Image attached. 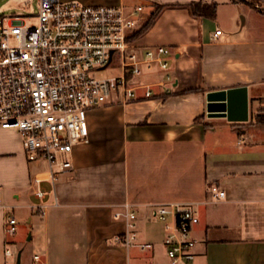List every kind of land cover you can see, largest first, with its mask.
Wrapping results in <instances>:
<instances>
[{
  "label": "crops",
  "instance_id": "0c3cea01",
  "mask_svg": "<svg viewBox=\"0 0 264 264\" xmlns=\"http://www.w3.org/2000/svg\"><path fill=\"white\" fill-rule=\"evenodd\" d=\"M67 1L121 6L131 15L141 7L138 29L166 6L132 44L172 48L173 89L156 87L150 99L139 90L137 100L91 110L90 142L74 148L71 171L55 182L46 162L28 161L18 130L0 128V264L11 263L7 245L12 253L18 245V233L5 232L10 215L31 229V264L36 255L38 264H171L164 226L149 219L151 206L164 204L198 207L191 264H264V9L232 0ZM200 1L218 5L215 19L167 7ZM217 30L223 33L214 38ZM162 74L137 82L156 84ZM229 90H239L232 114ZM219 92L224 100L214 103L224 111L211 115L208 96ZM214 188L225 193L218 202ZM125 204L138 214L139 242L153 248L116 241L126 226L114 213Z\"/></svg>",
  "mask_w": 264,
  "mask_h": 264
},
{
  "label": "built area",
  "instance_id": "2783aa9c",
  "mask_svg": "<svg viewBox=\"0 0 264 264\" xmlns=\"http://www.w3.org/2000/svg\"><path fill=\"white\" fill-rule=\"evenodd\" d=\"M134 14L121 6H92L79 1L39 0L38 25L24 18L0 16V128L16 129L29 162H46L50 180L71 171L76 146L90 142L88 114L110 102H127L155 96V88L168 94L173 89L172 48L156 46L137 49L130 41L138 29ZM221 30L214 38L222 35ZM113 52V55L111 53ZM121 74L98 78L115 56ZM156 71L162 78L156 84H139L138 78ZM36 183L40 180L36 179ZM38 198L45 191H37ZM218 202L225 193L212 190ZM126 231L116 241L128 248H153L139 242L138 214L125 204L114 213ZM149 219L160 222L166 231L164 247L171 264H191L195 258L193 229L200 222L195 204L151 206ZM20 221L7 217L5 232L13 237ZM7 257H13L8 245ZM40 263V256H34Z\"/></svg>",
  "mask_w": 264,
  "mask_h": 264
},
{
  "label": "rangeland",
  "instance_id": "374dc122",
  "mask_svg": "<svg viewBox=\"0 0 264 264\" xmlns=\"http://www.w3.org/2000/svg\"><path fill=\"white\" fill-rule=\"evenodd\" d=\"M27 4L20 2V0H0V16H4L7 18L11 17H22L26 21L28 25H38V13H39V0H28ZM257 7L264 9V0H252ZM25 2V1H24ZM144 10L139 18L140 21L145 19ZM239 22L241 26L243 25L244 15H239ZM121 74L120 61L117 59V55L115 59L111 63L109 67L102 71H97L94 75L98 78H108V77H116ZM18 245L12 246L11 249L13 251V257L11 258L10 264H18L17 258L19 252H23V264H31V257L33 256L34 251L31 250L32 246L35 244L33 241L28 240L31 237V229L24 224H21L18 229ZM17 235V234H16ZM26 236V237H25ZM15 237V236H13ZM26 247V248H25Z\"/></svg>",
  "mask_w": 264,
  "mask_h": 264
},
{
  "label": "trees",
  "instance_id": "16d2710c",
  "mask_svg": "<svg viewBox=\"0 0 264 264\" xmlns=\"http://www.w3.org/2000/svg\"><path fill=\"white\" fill-rule=\"evenodd\" d=\"M232 1L235 2V3L246 2V3H250L251 6H253L256 9L260 8V7H257L252 0H232ZM164 7H166V6H158V7H156L155 11L153 12V14L149 18V20L141 28L137 29L131 35L129 40L130 41H135L136 39H138L142 35H144L150 29V27H152V25L155 23L157 17L159 16L161 10ZM167 7H186V8L189 9L191 14L193 16H195V17H199V18L207 17V18H211V19H215L216 18L217 9H218V5L216 3L204 4L202 1L190 3V4L185 5V6L173 5V6H167ZM260 11H262V9Z\"/></svg>",
  "mask_w": 264,
  "mask_h": 264
},
{
  "label": "water",
  "instance_id": "95a60500",
  "mask_svg": "<svg viewBox=\"0 0 264 264\" xmlns=\"http://www.w3.org/2000/svg\"><path fill=\"white\" fill-rule=\"evenodd\" d=\"M111 55H113V52L111 53ZM239 90H229L227 93L229 95V111H230V114H232L233 112V101H234V97L233 95L235 93H237ZM225 95V92H219V93H215V94H210L208 96V101H209V106H208V110H209V113L211 115H220L219 112L217 111H224L223 109L225 108L224 107V104L221 105L219 103H214L216 101H223V96ZM247 105V102L245 101V106ZM214 113V114H213ZM217 113V114H216ZM17 261H18V264H21V254L18 255V258H17Z\"/></svg>",
  "mask_w": 264,
  "mask_h": 264
}]
</instances>
